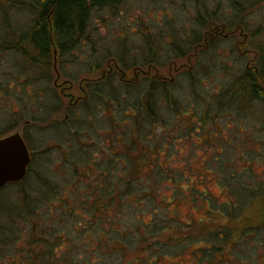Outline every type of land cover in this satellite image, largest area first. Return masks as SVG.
<instances>
[{"label":"trees","instance_id":"trees-1","mask_svg":"<svg viewBox=\"0 0 264 264\" xmlns=\"http://www.w3.org/2000/svg\"><path fill=\"white\" fill-rule=\"evenodd\" d=\"M121 3L123 0H0V76L5 77L0 82L9 83L10 94L19 105L0 111V136L17 126L18 120L27 124L29 110L31 120L45 122L60 109L62 95L55 87L59 69L74 74L67 70L70 63L79 71L98 67L106 59L107 64L108 59H122L127 49L122 34L109 37L106 53L100 52L94 24L95 15L104 20L101 10L118 12ZM191 28V39H176L171 34L176 55L184 51L187 40L194 44L202 39ZM141 34L142 45L147 47L151 35ZM84 46L91 51L79 61L77 51ZM259 48L256 65L244 67L232 82L209 95L207 117L192 110L194 99L184 97L183 91L176 95L171 80L146 76L143 84L138 79L118 81L113 78L119 70L116 66L106 80L110 102L117 111H124L122 116L135 135L110 133L112 138L106 144L103 140L108 135L99 138L109 149L106 158L93 161L95 152L88 145L79 142L73 146L66 135L65 154L43 160L41 150L34 149L25 135L31 155L26 174L0 187V264H158L168 250H191L197 264H264V178L254 177L250 164L241 170L233 166L234 145L229 143L231 151L213 156L214 169H200L203 174H214L228 190V198L221 200L204 184L208 177L192 176L193 168L198 167L187 154L176 156L179 139L174 135L183 125L180 142L188 141L190 135L200 144L194 135L199 134L205 135L201 140L206 146L221 145L220 140L227 136L214 132L217 115L235 111L247 117L250 112L248 117L253 119L258 106L262 109L256 113L257 121L250 125L253 130L259 127L257 123L264 120V48ZM3 62L8 66H1ZM104 85L94 84L82 103L108 101ZM212 110L217 115L210 116ZM172 113L183 122L172 128L163 122L155 142L156 118ZM184 115H189V121H184ZM208 119L214 120L210 130L203 127ZM144 124L151 129H144ZM236 125L230 134L233 138L239 128ZM49 148L43 151L47 153ZM245 174L248 179L241 177ZM12 187H16L10 192L17 196L15 202L1 194ZM178 202L200 207L204 213L181 221L174 216L178 210L170 209ZM162 206L166 210L158 211ZM62 244L72 249L60 254L57 248Z\"/></svg>","mask_w":264,"mask_h":264},{"label":"rangeland","instance_id":"rangeland-1","mask_svg":"<svg viewBox=\"0 0 264 264\" xmlns=\"http://www.w3.org/2000/svg\"><path fill=\"white\" fill-rule=\"evenodd\" d=\"M101 15L104 16V20L98 15L94 16V24L98 26L95 27L97 31L95 40L100 47V52L102 49L106 53L105 45L108 44L109 37L121 33L122 41L127 48L122 54V59H117V62L114 59H108L109 64L106 63V59L98 67L92 65L91 68H85L83 66L84 68H79V71H76L73 64L70 63L67 70L73 71L75 75L59 69L56 75L58 82L55 87L58 89L57 92L62 95L60 109L45 122L40 119L31 120L32 113L29 110V115L25 117V119H29L26 121L27 124L24 120H18V125L7 131V133L18 131L23 137L27 135L29 144L34 146V149L41 150L39 155L43 160L48 155L56 159L61 153L65 154L63 152L66 150L64 145L66 135H70L69 142L73 143V146L79 142L88 145L95 152V156L92 155L93 161L107 157L109 149L104 144L111 140V134L135 135L130 132L129 123L122 116L124 111H117L110 102L108 94L110 84L106 80L115 73L116 66L119 70H117L116 76L113 75V78L118 81L138 79L137 81L140 83L146 76L149 79L157 77L161 80H171L173 89L177 91L176 95L183 91L184 97L190 98V100L194 99L192 110L194 108L201 116L207 117L205 111L208 107L205 103L209 95L214 94L213 90L216 91L232 82L233 77L237 73L239 74V71L244 67L251 68L256 65V59L260 57L259 47L264 48V0H123L118 12L111 13L107 8L101 10ZM19 16L22 17L21 14ZM191 27L201 33L202 39L194 44H187L189 41L187 40L186 48L183 46L184 51H179L176 55L171 34L174 32L177 36H175L176 39H191L193 31ZM145 32H148L152 38L147 47L142 45L144 38L141 33L145 34ZM148 34L145 36L148 37ZM112 38H115V35ZM101 44H103L102 48ZM89 51H91L90 47H87L85 51V46L82 50L77 51L78 59L84 56L88 57ZM108 56L106 55V57ZM151 59L153 60L151 61ZM2 65L8 66L6 62L1 63ZM191 75H196V79L191 78ZM4 78L0 76V80ZM100 82L107 84L103 86V92L109 100L89 103V107L83 104L82 101L85 99L87 91L92 89L94 84ZM3 84L5 83L0 82L1 113L8 111L7 108L11 106L18 109V103L10 94L9 83ZM187 85L191 86L190 91ZM142 89L144 88L142 87ZM257 104L261 103L257 102ZM29 105L33 107V104ZM261 109L260 106L255 108V112L252 114L253 119L248 117L250 112H246L247 118L243 112L232 111V113L226 112L217 115L213 109L210 116L217 115V128L214 132L217 135L227 136L228 139L220 140L221 145L206 146L201 140L205 135L199 134L194 135H197L196 140H200V144H196L190 135H188V141L181 140L182 142H180L181 136L184 135L183 125L174 134L178 135L179 139L176 142V151L180 150L181 152L176 156L187 154L191 163L194 161L192 164L198 167L193 168L195 175L192 176L208 177V180L203 181L204 184L221 200L225 197L228 198V190L223 189L214 174H203L200 169L206 170L210 167L214 169L212 168L213 156L222 157L231 151L232 147L230 148L229 143H232L234 145L233 166L241 170L246 164H250L253 176L264 178V122L262 123L264 120L257 123L259 127L254 130L250 125L257 121L256 113H259ZM161 111L166 113L165 109ZM128 112L134 113L133 110H128ZM159 118H156L153 126V131L157 134L154 135L156 136L155 142L162 131L163 122L166 121L165 126H171V128L183 122L176 113H172L171 116L163 114L162 118ZM183 118L184 121L190 119L189 115H184ZM234 121L235 124L237 123L236 126H239V131L236 129L237 133L233 138V135L230 134L233 133L232 127H235ZM212 123L214 120L208 119L203 127L210 130L209 128H213ZM144 129H151V126L149 128L147 124H144ZM106 130L109 131V134L111 133L110 137ZM107 135L108 140H103L104 144L101 143L99 138H105ZM48 146L50 148L46 153L43 150ZM217 150L222 152L217 153ZM241 177L248 179L246 174ZM164 186V184L159 186L160 191ZM14 188L16 187L7 188L1 192L9 202H15L17 199V196L15 198L10 193ZM169 194V192L166 193L168 196ZM208 206L210 205L208 204ZM175 208L178 211L174 216L181 221H188L190 217L200 218L204 213L200 207L195 209L192 208V205L184 202L170 206L172 212ZM164 210H166V206L158 209V211ZM171 210L170 214H172ZM165 232L174 233L169 230H164ZM71 249L62 244V248H57V252L62 254ZM78 251L81 250L78 249ZM178 262L197 264V258L194 257L191 250H182L178 253L168 250L161 259H158V264H178Z\"/></svg>","mask_w":264,"mask_h":264},{"label":"water","instance_id":"water-1","mask_svg":"<svg viewBox=\"0 0 264 264\" xmlns=\"http://www.w3.org/2000/svg\"><path fill=\"white\" fill-rule=\"evenodd\" d=\"M30 160L28 146L18 131L0 136V187L21 180Z\"/></svg>","mask_w":264,"mask_h":264}]
</instances>
